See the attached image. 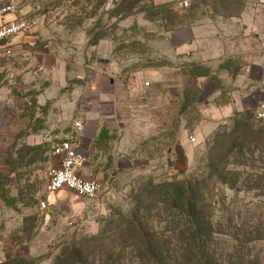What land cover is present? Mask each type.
I'll return each instance as SVG.
<instances>
[{
	"label": "rangeland",
	"instance_id": "374dc122",
	"mask_svg": "<svg viewBox=\"0 0 264 264\" xmlns=\"http://www.w3.org/2000/svg\"><path fill=\"white\" fill-rule=\"evenodd\" d=\"M247 2L191 0L181 10L172 0H0L31 26L0 44V262L71 264L62 251L76 244L85 259L77 264H101L85 241L143 207L148 186L206 177L222 233L248 238L243 254L264 264V241L252 240L264 227V127L253 120L260 94L233 84L239 63L217 53L223 25L203 27L223 20L231 35V11ZM193 27L213 52L207 66L219 93L207 103L195 101L192 77L204 68L178 45L184 36L174 39ZM232 104L223 116L220 106ZM87 118L112 138L100 194L48 193L52 148ZM240 119L250 126L241 136L232 134ZM214 155L225 162L210 174ZM161 208L149 213L156 225L168 219Z\"/></svg>",
	"mask_w": 264,
	"mask_h": 264
},
{
	"label": "trees",
	"instance_id": "16d2710c",
	"mask_svg": "<svg viewBox=\"0 0 264 264\" xmlns=\"http://www.w3.org/2000/svg\"><path fill=\"white\" fill-rule=\"evenodd\" d=\"M203 72H196L192 76L195 101L200 93L196 79ZM235 116L241 117L238 114ZM235 125L232 134L241 136L245 128L250 131V126L241 119ZM262 131L261 128L256 134L260 135ZM224 162V156L214 155L209 162V173L215 174ZM148 187L143 200L139 201L143 207L136 206L118 226L112 227L102 236L90 238L88 243L85 241L83 247H91L101 264H123L122 260L126 264L127 259L131 264H259L257 259L252 261L246 253L243 254L245 244H250L248 238L243 241L237 235L232 237L222 233V224L213 219L210 205L204 198L206 177ZM158 206L162 207L160 213L168 219L156 225L149 213L153 207ZM256 236L252 240L264 241V227ZM220 238L225 245L223 248H220ZM83 253V248L76 244L62 251L71 264L84 261ZM94 261L95 258L92 263ZM0 264H37V261L17 256L7 258Z\"/></svg>",
	"mask_w": 264,
	"mask_h": 264
},
{
	"label": "crops",
	"instance_id": "0c3cea01",
	"mask_svg": "<svg viewBox=\"0 0 264 264\" xmlns=\"http://www.w3.org/2000/svg\"><path fill=\"white\" fill-rule=\"evenodd\" d=\"M231 14L233 16L227 20V23L231 21L233 29L231 35H227L229 30H225L227 25L225 26L223 20L215 27L212 25L203 27L221 29L223 25L224 33L219 32L215 37L220 40L217 42L219 45L217 53L222 58L239 63L236 68H232L233 84L240 79V88H243V91L261 95L264 93V0L247 2L240 10L231 11ZM195 28L178 31L174 39L180 40L184 36L186 42L183 44L181 41L178 45L181 47L185 45L187 50L185 52H191L194 58L197 57L194 61L204 68L205 71L196 79V82L200 89L198 99L207 103L219 93L216 79L209 72L210 67L207 66V64H212L213 52L207 46L206 41L210 39V36L206 38L199 36ZM198 47L201 48L198 49ZM233 84L232 86L236 89L237 87ZM233 109V104L232 107L230 105L220 106V110L225 113L223 116L233 114ZM81 123V126L79 124L78 128L73 129L72 146L83 156V162L77 165L76 172L84 179H92L103 184L105 166L110 160V153L106 152V146L111 144L112 138L108 137L105 129H99L97 119L87 118ZM118 156L119 153H117Z\"/></svg>",
	"mask_w": 264,
	"mask_h": 264
},
{
	"label": "built area",
	"instance_id": "2783aa9c",
	"mask_svg": "<svg viewBox=\"0 0 264 264\" xmlns=\"http://www.w3.org/2000/svg\"><path fill=\"white\" fill-rule=\"evenodd\" d=\"M191 0H172L174 6L184 10L189 7ZM15 7L6 5L0 7V44L26 33L31 26L28 21L17 20L14 17ZM253 120L256 124L264 126V93L260 95L253 110ZM79 124H74V129ZM73 134L61 141L53 149L56 163L47 173L46 191L57 193L62 190L72 191L78 196L93 200L101 192V184L95 180H87L76 172L77 165L83 162V156L72 146ZM46 203L41 202L40 207L45 208Z\"/></svg>",
	"mask_w": 264,
	"mask_h": 264
}]
</instances>
